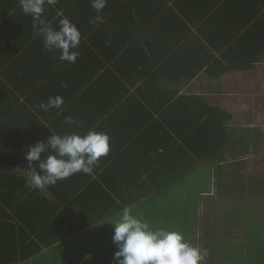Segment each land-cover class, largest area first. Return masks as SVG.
Returning a JSON list of instances; mask_svg holds the SVG:
<instances>
[{"label":"trees","instance_id":"16d2710c","mask_svg":"<svg viewBox=\"0 0 264 264\" xmlns=\"http://www.w3.org/2000/svg\"><path fill=\"white\" fill-rule=\"evenodd\" d=\"M223 1L242 4L238 13L244 17L243 26L233 35L248 42L225 43L221 52L213 46L215 54L205 52V45L200 44L206 59L201 61L198 57L202 54L196 50L195 58L186 60L188 75L174 74L173 83L196 78L201 65L208 68L204 79H219L231 71L243 73L242 77L256 73V64L264 59V0ZM185 2L188 0L178 4ZM168 3L107 0L98 23H90L97 15L91 0H58L55 6H46L44 18L54 29L58 30L60 19L68 18L81 34L75 49L80 55L75 63H69L59 59V51L43 48V39L19 0H0V264H116L113 257L118 249L111 225L116 215L125 207L134 211L140 202L138 193L153 187L158 193L165 187L153 186L155 183L178 184L182 176L201 168L205 171L202 184L200 181L193 191L184 193L198 199L195 204L212 200L203 207L204 212L213 215L221 210L225 202L216 197L224 201L223 196L264 195V131L231 127L234 116L227 109L209 105L204 97L159 86V77H164L171 63L166 57L173 65L185 62L179 54L167 52L168 43H181L185 34L190 35V30L178 25L160 40L161 26L155 14L169 8ZM198 35L195 40L204 42L202 34ZM146 78L154 88L145 85ZM257 78L264 80V73L254 80ZM56 96L63 99L60 108H39ZM257 97L242 99L246 103L244 125L261 123L258 119L264 115V97ZM165 107L184 112L173 123L163 117L162 122L154 119L153 108L159 113ZM65 117H72L78 125L66 124ZM89 130L106 132L110 137V151L99 159L92 175L78 172L42 190L26 185L32 170L25 159L29 147L46 142L51 133L84 135ZM50 154L46 152L41 158ZM249 155L253 156L245 160ZM33 167L40 171L35 162ZM255 169L257 173H253ZM175 172L180 174L170 180L163 178ZM208 181L211 185L207 187ZM175 206L181 205L172 202L165 210ZM212 215L203 214L206 221ZM189 221L195 225L194 218ZM188 228L187 236L191 234ZM90 229L97 236L84 237L76 252L44 256ZM170 231L182 234L183 228L180 225ZM188 242L195 247V241ZM251 248L248 244L245 249L228 251L227 259L220 257L217 264H264V252L255 253ZM78 255L82 258L77 262Z\"/></svg>","mask_w":264,"mask_h":264},{"label":"crops","instance_id":"0c3cea01","mask_svg":"<svg viewBox=\"0 0 264 264\" xmlns=\"http://www.w3.org/2000/svg\"><path fill=\"white\" fill-rule=\"evenodd\" d=\"M178 1L179 0H169V3H168L169 8L159 11L158 15L155 14V16H156V20L158 21V26H161L160 31H158V33L162 32L160 34V40L164 37V34L171 33L173 28H175L178 25L185 26L186 31L190 30L189 32L190 35L185 34V37L181 41V43H178L176 40H171V42L168 43L170 46L167 48V52L179 54L180 57L182 58L181 60H184L185 62H180V63H176L173 65L172 60L168 59L169 56L166 57V59L169 60L171 63H169V65L167 66V71L164 72V77L161 78V76L160 77L158 76L160 79H162L159 86L163 88H167V90L178 89L180 91V94L197 95V96L204 97V99L207 101L209 105L213 107L221 108L224 110H226L227 108L222 107V104L212 103L211 99H214V98L217 99L224 93H227L229 90L232 91L234 87L232 85L234 83H236L234 84L236 85V87H234L235 90L236 89L237 90L239 89L249 90V92H252V96L258 95L255 93L260 92V91L264 93V80L257 78L255 80L253 79L252 83H249L247 79L242 77L244 74L241 72L231 71V73L230 72L224 73L223 76L219 79H216V78H213V79L205 78L204 79L203 76L206 74L207 69H208L207 66L204 67V65L199 66L201 67V69L200 71H198L197 77L194 79H191L188 82H185L184 80H182L179 84H176L171 81L175 79L174 74L188 75L187 74L188 72L186 71L188 69V66L186 65V60L188 61L189 57H191V60H193L195 58L194 52L196 50H198L199 53L202 54L198 57V58H202L201 61L206 59V57H204V51H203L204 49L201 48L202 46L200 44L205 45V52L207 51L209 53L212 52L211 54H215L213 46H216L217 49H219V51L221 52L222 51L221 48L227 45L225 43L236 45L238 43L240 44V43L248 42L246 41V38L240 41L238 40L239 35L238 37H235L233 35V33L236 32L237 28L240 25L243 26L244 17L243 15H241V13H238L240 7L242 6L241 3L236 2V3H230L227 5L225 4L223 0H219V2L218 0H188V2H185L183 4H178ZM236 15L237 16L241 15L240 19L235 21L233 25H231L230 21ZM152 16L154 15L152 14ZM158 33L155 34V38L157 39L159 37ZM198 34H202V37H204V42L200 41V39L199 41L195 40V38L199 37ZM191 60L189 61L191 62ZM198 62H200V60ZM210 62H212V60ZM255 68L256 69L254 71L256 73H253L255 76L261 75L262 73H264L263 71L264 70V59L260 61L259 63H257ZM153 72L156 75V71H153ZM145 81H147V84L145 85L147 86L149 85V88L151 89L154 88V86L148 82L147 78L145 79ZM228 82L230 83V85H228ZM246 83H247V87H246ZM209 89L220 90V92L219 93H208L207 90ZM236 95H239V94L236 93ZM153 106L154 104L151 105V107ZM153 109H154V116H153L154 119H158L161 121V117H163L169 123H173L175 121V118L177 119L178 116H182L184 112L182 109L165 107L161 109L159 113H155V108ZM247 126L252 127V124L244 125V123L241 121L238 127H247ZM262 155L264 156V153ZM252 156L253 155H249L245 157L244 159L248 161L249 158ZM247 167H249V165ZM177 173L180 174L179 172H175L174 174L168 173L167 176L163 178L170 180V178H172ZM253 173H257V170L255 169ZM188 178H190L188 175H184L182 176L181 181L185 182L186 180H188ZM161 184L165 185V187L162 188L163 192L164 190L168 189L170 186L174 185L171 183H155L153 186L155 185L159 186ZM155 189L156 188L153 187L151 191H146V193L141 192L140 194L138 193V198H140V202H139L140 204L137 203L136 204L137 206L134 207L135 210L134 211L131 210L134 215H137L139 219L146 221L153 230L164 227L165 222L163 219H160V216L165 215L167 211L169 210L170 211L176 210L177 213L185 212V217L190 218L191 214H187L188 210L186 208V204H189V203H187L185 199L186 197H190L191 200L193 199L192 202L197 201L196 199H194L193 196L183 193L181 195H183L182 197L184 198V203L181 204V206H175L172 209L165 210L168 204L172 203V201L169 200L172 195L165 194L164 192L161 195L164 194L165 196L160 197V195L155 193L156 192ZM223 197H224V201H222L223 198H220V197L215 198L217 199L218 202H225V204L223 207H221V210L214 211L215 213L214 216H215V226L220 229L223 228L222 230H225L226 232V236H223V239L221 240L222 249H220V257L222 258L225 257V259H227L228 256L225 255L224 252H228L231 250L238 251L242 248L245 249L246 245L248 244L252 245V242H254L257 236L264 231V204H261V203H264V195L262 196L233 195L231 197L230 196H223ZM146 203L154 204L152 207L153 211H150L149 209L144 210L142 206L143 204H146ZM235 203L249 204V206H247L248 211L246 210L247 212H243L241 213V215H239L237 212V206L234 205ZM157 204H159V207H158L159 210H156ZM207 211L204 213L212 215L210 212H207ZM244 214L246 216H244ZM116 216L117 218L118 217L120 218L118 214ZM151 218H152V221L150 222L149 220ZM248 218L252 219L251 223L254 222L252 226L248 224ZM181 226L183 228L182 236L184 240L186 242L195 241V247H198L201 250L202 248L201 240L203 237L201 236V233H202L201 227L197 228L196 230L194 229V231L192 230L193 232L189 236H187L186 234V229L188 228L187 222L185 225L182 224ZM198 229H200L199 245H198V239H197ZM87 232L90 233L89 231ZM83 233H81L82 234L81 236L83 238L79 236L76 237L77 240L74 245V250H73L74 252L77 251L75 249L84 240V237L89 238L87 236L88 234H83ZM191 236H192V240H189ZM258 250H262L264 252V248L262 247L258 248ZM219 260H220L219 256L216 255L215 263L217 264Z\"/></svg>","mask_w":264,"mask_h":264},{"label":"clouds","instance_id":"9594fccd","mask_svg":"<svg viewBox=\"0 0 264 264\" xmlns=\"http://www.w3.org/2000/svg\"><path fill=\"white\" fill-rule=\"evenodd\" d=\"M22 11L30 15L36 34L43 39V48L49 52L59 51V59L75 63L80 55L75 49L80 43L81 34L68 18L59 20V28L54 29L44 18L46 6H55L58 0H19ZM107 0H91V7L97 15L90 18V23L102 21L99 13L105 8ZM63 99L60 96L49 97L39 108L48 111L60 108ZM65 123L77 124L72 117H65ZM49 128L48 125H43ZM110 137L106 132L89 130L80 135L76 132L63 135L52 134L45 141H38L28 148L25 159L31 170L26 178V185L42 190L55 185L58 181L82 172L92 175L99 159L110 151ZM50 152L42 159V154ZM38 166L39 172L33 167ZM114 226L113 243L118 251L113 259L116 264H199L204 260V253L198 247L186 242L181 233L166 228L153 230L149 224L135 217L129 207H125Z\"/></svg>","mask_w":264,"mask_h":264},{"label":"rangeland","instance_id":"374dc122","mask_svg":"<svg viewBox=\"0 0 264 264\" xmlns=\"http://www.w3.org/2000/svg\"><path fill=\"white\" fill-rule=\"evenodd\" d=\"M245 79L248 80L249 83H252V80L255 78V75H250L249 77L246 76L244 77ZM227 81V80H226ZM242 81V80H241ZM236 84V83H234ZM232 85L234 87H236V85ZM228 85H230V83L228 82ZM245 85V84H244ZM231 86V87H232ZM233 87L232 91H228L227 93H224L223 95H221L220 97H218L217 99H211L212 103H216V104H222V107L227 108L228 111H230L232 113V115L234 116V121L230 124L231 127H238L239 123L243 120V113L246 109V103H242V99L246 98L247 96H252V92H250L249 94H247V92H241V89L239 90H235ZM246 87H247V83H246ZM237 91V92H235ZM249 91V90H248ZM241 92V93H240ZM236 93H238L239 95H236ZM255 94H258L257 98H262V96L264 95V93H262V91L257 92ZM224 104V105H223ZM251 109H253V107H250ZM258 120L261 121V123H254L252 124V127H259L264 131V115H262ZM207 169H209L207 167ZM252 171V169H251ZM205 171L204 169H199L196 172H194L193 174L189 175L190 178H188V180H186L185 182L179 181L178 184H174L172 186H170L168 189L164 190L165 194L168 195H172L171 198L169 199L170 201H172L175 205H181L184 203V198L182 197L184 193V191H188V193H190L191 191H193L192 189L194 187L199 186V182L204 181L202 179V175H204ZM211 182L212 185L210 184V181H208V186H212L213 192H214V184H215V174L213 176L212 173V177H211ZM167 191V192H166ZM162 192H158L157 194L161 196ZM164 195V194H163ZM189 195V194H188ZM193 200V199H192ZM190 197H186L185 201L189 204H186V208H187V214H191L190 218H186L185 217V212H179L177 213V211H167V213L165 215L160 216V219H163L165 222V225L163 228H166L168 230H173L176 228V230H178L180 228V225H185L187 222V227L190 226V233H192L194 231V229L196 230L197 228L201 227L202 229V233L201 236L203 235V238L201 240L202 245H201V252L204 253V260L199 262V264H205V261L207 262V264H214V262L216 261V255L219 256L220 258V249H222V244H221V240L223 239V236H226V232L225 230H222L220 228H217L215 226V216H214V211L210 209V211H213V215L208 218V220L206 221L205 217L203 216V207L207 206V203H210L212 200H210V202H203V199L201 202L203 203H196L192 202ZM198 200V199H196ZM262 202V201H261ZM145 203V202H144ZM264 204V203H261ZM152 205L153 204H146V208L145 209H149L150 211H153L152 209ZM215 205V201H213L211 203V206ZM234 205L237 206V212L239 215H241V213L243 212H247V206H249V204H242V203H235ZM145 206V204H144ZM159 204H157V208L156 210H159ZM183 207V206H182ZM195 207V211L194 208ZM247 210V211H246ZM236 211V210H235ZM244 216H246L244 214ZM251 217V215H250ZM195 219V225L193 224L192 221H189V219ZM150 222L152 221V218L149 220ZM252 219L248 218V224H250L252 226L251 223ZM179 226V228H177ZM193 230V231H192ZM90 233H88L87 231H84L83 234H88L87 236L89 237V239H93L95 236H97L96 231L90 229L88 230ZM198 233V235H197ZM197 239H198V245H199V240H200V229L197 230ZM264 233V231L262 232ZM260 233L257 238L254 240V242H252V251L257 252L258 248H264V234ZM81 238H83L80 235ZM77 238L73 237L69 239V243L67 245H63L62 243H60L58 245V248L56 249L57 251L55 252H49L47 251L44 256L47 257H51V255L53 257L56 256H63L64 252L63 251H73L74 250V245L76 242ZM218 244V246H217ZM64 248V249H63ZM256 248V249H255ZM219 251V252H218ZM225 255H227V252H224ZM82 258L81 255H78V258H75V260H78ZM85 261H87V259H85L84 261H80L81 263H84ZM39 262V261H38ZM35 264V262H34ZM36 264H41L40 263H36Z\"/></svg>","mask_w":264,"mask_h":264}]
</instances>
